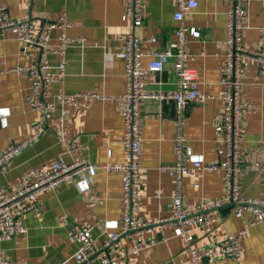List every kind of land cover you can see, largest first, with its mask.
<instances>
[{"label":"crops","instance_id":"0c3cea01","mask_svg":"<svg viewBox=\"0 0 264 264\" xmlns=\"http://www.w3.org/2000/svg\"><path fill=\"white\" fill-rule=\"evenodd\" d=\"M11 17H19L27 10L34 22L46 26L53 22L60 12L65 11L72 24L67 34L85 37V44H73L67 48V64L62 81L50 89L51 96L60 89L66 93L96 89L107 97L94 101L84 113L71 117L70 107L61 117V105L55 100L57 111L43 122L39 137L18 153L4 173L0 174V187L11 192L20 174L33 167H44L57 159L67 146H83L81 155L85 162L94 164L96 172L90 188L80 192L74 182H63L55 188L46 189L38 196L40 212L30 211L23 217L24 234L9 239L0 238V256L18 264H75L77 244L67 239V230L76 220H87L93 226L92 235L100 245L105 233L116 231L120 226L121 177L119 173L108 172L106 165L124 160L123 147L119 139L123 133V104L120 95L125 84L124 66L115 51L122 47L127 22L121 19L122 0H0ZM226 0H199L183 16V23L200 30L199 37H189L187 48L191 56L184 62L195 69L199 89L212 97L202 103H189L185 108L184 128L187 143L192 148V158L204 163L218 161L222 151L220 137L214 127L220 122L222 103L218 99L226 10ZM175 0H144L143 21L134 27L141 38V49L148 52L149 38L155 34L160 44L174 38L176 21L173 11ZM242 42L250 54L258 52L264 45V0H249ZM57 30L52 31L51 43L56 42ZM34 53L37 47H28ZM22 51L20 42L11 28L0 31V153L10 141L22 140L38 120V114L29 109L30 80L14 69L17 65H28L30 56ZM55 63L58 55L49 54ZM149 55L142 57L146 64ZM165 70V76L161 72ZM149 92L170 94L175 88L173 58L169 57L159 72H150L146 78ZM241 101L254 111L242 112L241 159L254 163L264 160V150L258 142L264 139V74L251 58L243 60ZM142 119V171L139 178L141 199L136 208L139 221L155 222L169 214L174 196V180L158 171L160 164L172 163L173 131L175 115L161 110L160 99H145L141 102ZM176 114V113H175ZM72 154H63L69 163ZM221 174L205 172L199 177V186L192 180L182 179V205L190 208L201 201L219 198L223 194ZM240 189L247 197H264V171L243 170ZM212 231L206 238L193 230L195 246L205 240L216 243L246 224L250 214L236 218L230 208L227 212L214 210L210 214ZM156 243L120 258L116 264H189L176 229L168 224L162 229L153 227ZM150 234H142L147 239ZM124 248L131 242L122 240ZM242 248L239 264H264V224L258 223L246 228L239 237ZM203 264H234L227 257L202 260Z\"/></svg>","mask_w":264,"mask_h":264},{"label":"built area","instance_id":"2783aa9c","mask_svg":"<svg viewBox=\"0 0 264 264\" xmlns=\"http://www.w3.org/2000/svg\"><path fill=\"white\" fill-rule=\"evenodd\" d=\"M30 5L33 0H26ZM199 0H175L176 9L173 19L174 38L166 44L159 43L158 35L149 38L150 49H141V38L135 33L134 27L143 21L144 0H122L123 12L121 19L127 22L128 29L124 34L121 48L115 55L122 59L124 66L125 84L120 100L123 104L121 115L123 118V133L119 139L124 151V160L120 163L106 165L108 172L119 173L121 177V212L120 226L116 231L105 233L103 242L98 245L92 235L93 226L87 220H76L67 230V239L77 244L74 254L75 264H116L123 257L143 249H149L156 243L152 235L153 227L162 229L171 224L176 229V235L181 241L183 251L187 255L189 264H203V258L227 257L234 264L241 260L242 248L239 237L246 232V228L254 224H264V197H247L240 189V178L243 170L255 172L264 171L262 162L243 163L241 159V124L242 112L254 111L241 101L242 66L244 58L253 59L264 74V45L261 49L250 54L242 42L244 28L243 17L249 0H226V21L223 43L225 51L222 54L221 75L219 78L218 99L222 103L221 119L214 127L220 137L222 151L218 161L204 163L200 159L192 158V148L187 143L184 132L186 117L185 105L202 103L211 98L199 89L195 69L187 67L184 62L191 56L187 48L189 37H199L200 30L183 23V16L191 8L197 6ZM72 22L67 13L62 11L57 18L46 26L34 22L29 10L19 17H11L4 5L0 4V31L11 28L16 39L20 42L21 50L37 47L38 52L27 50L30 56L28 65L14 67L17 73H23L30 80V96L27 104L30 110L38 114V120L32 130L20 141H10L0 153V174L9 167L11 160L40 135L43 122L53 117L57 111L55 100L61 105L59 114H67L66 107H70V116L84 113L94 101H104L107 97L96 89L82 92L66 93L60 89L56 94H50L55 83L62 81L67 64L66 51L70 45L85 44V37L67 34ZM56 29V42L51 43L52 31ZM58 55L55 63L49 59V54ZM149 55L147 63L142 64V57ZM173 58L175 88L170 94L149 92L146 89L145 78L150 72H159L164 67L167 58ZM174 100L176 107L175 125L173 131L172 163L160 164L158 171L174 180V196L169 208L168 216L155 222L139 221L135 213L141 199L139 193V178L142 171V119L141 102L145 99ZM259 148L264 150V139L258 142ZM83 146L74 144L67 146L59 156L48 166L33 167L19 175L13 190L7 192L0 187V238L9 239L16 234H24L26 227L23 217L26 213L40 212L38 196L46 189H53L63 182H74L80 192L90 188L96 166L85 162L81 155ZM63 154H72V160L67 163ZM205 172L219 173L223 179V194L216 199L201 201L186 208L182 205V179L187 176L194 187L199 186V177ZM230 205L236 218H244L246 212L250 214L246 224L237 233L229 234L222 240L209 244L203 240L201 246H195L193 230L201 232L206 238L211 231V212ZM150 234L147 239H141L142 234ZM131 242L124 248L122 240ZM0 264H18L12 262L6 254H1ZM52 264H61L54 262Z\"/></svg>","mask_w":264,"mask_h":264},{"label":"water","instance_id":"95a60500","mask_svg":"<svg viewBox=\"0 0 264 264\" xmlns=\"http://www.w3.org/2000/svg\"><path fill=\"white\" fill-rule=\"evenodd\" d=\"M162 76H165L166 72L165 70H162L161 72ZM188 104L185 105V108ZM160 106H161V110L164 112H169L171 116L175 115L176 113V107H175V103L174 100L164 97L162 99H160ZM230 209V205L228 206H224L222 208H220L219 210H221L222 212H227ZM207 258H203L202 260H205Z\"/></svg>","mask_w":264,"mask_h":264}]
</instances>
